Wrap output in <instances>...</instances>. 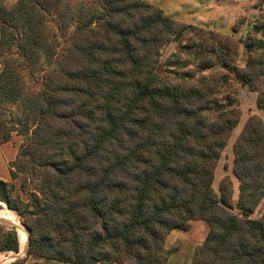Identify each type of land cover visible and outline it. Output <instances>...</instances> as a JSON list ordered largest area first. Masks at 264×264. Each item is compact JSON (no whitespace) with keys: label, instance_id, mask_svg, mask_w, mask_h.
I'll list each match as a JSON object with an SVG mask.
<instances>
[{"label":"trees","instance_id":"1","mask_svg":"<svg viewBox=\"0 0 264 264\" xmlns=\"http://www.w3.org/2000/svg\"><path fill=\"white\" fill-rule=\"evenodd\" d=\"M54 13L63 42L52 38ZM248 29L240 32L244 26ZM184 23L144 0H0V144L23 137L0 203L29 231V256L71 264H166L167 234L203 220L190 264H264V119L248 116L231 175L214 172L241 110L236 84L264 111V21L228 32L193 25L197 70L156 72ZM247 50L236 64L239 45ZM15 51V58L6 56ZM220 64L213 74L202 71ZM39 73L37 90L22 70ZM199 73V74H198ZM263 208L257 217L256 209ZM15 226L0 254L18 253ZM41 264V263H38Z\"/></svg>","mask_w":264,"mask_h":264},{"label":"rangeland","instance_id":"2","mask_svg":"<svg viewBox=\"0 0 264 264\" xmlns=\"http://www.w3.org/2000/svg\"><path fill=\"white\" fill-rule=\"evenodd\" d=\"M66 1L69 2L72 7H75L79 3L87 2L91 0H66ZM144 1L152 3L158 6L159 8H161L167 17L173 20L179 21V22H183L185 24L184 25L185 29L182 35L178 37H174L173 39L169 40L162 47L160 51L159 64L156 70V72L160 75L166 74V73H171V74L179 73L180 75H182L183 72H186L188 70H197V59H196L195 49L184 45L185 37L191 33V29L189 28L190 24L208 25L210 28H213L216 31L228 32L231 26L236 25L237 22L241 20L246 21L247 25L254 23V22H259L262 19L264 21V0L244 1L241 8L233 6L232 4L233 2H229L230 0L228 1L214 0V2L216 1L218 3V7H216L217 9H215L214 12L217 14V16H220L221 18L226 19L227 23L225 24L224 23L216 24L212 22L198 23L196 21L195 15H191L188 12V10L191 11V9H195L196 13H203L202 12V7H203L202 0H187V1L185 0L184 1L183 0H144ZM2 2L7 8L12 7V6L10 7L8 6L10 4L9 0H2ZM186 20H190V22H187ZM47 22L49 26L50 36L52 38L58 39L59 42L62 43L63 38L61 37V35L64 34V31L60 32V30L58 29V18L56 17V15L52 13L48 17ZM228 24H232V25L227 26ZM245 25L246 24H244V26L240 29L241 33L242 32L245 33V31L248 29V27H246ZM263 32H264V29H263ZM261 38L264 44V36H262ZM246 55H247V50L245 46L243 44H240L239 45V55L236 59V64L238 66L244 65ZM6 56L15 58V51L14 50L9 51L6 54ZM219 70H222V67L220 66V64H216L215 66L205 69L202 72L205 74H213ZM22 71H23L22 72L23 78H24L27 88H29L30 90H37L39 87V73L37 71H33V73H31L30 71L26 69H23ZM236 87L238 89V95L236 97V100L241 110V116H240L238 124L236 125V127L233 129L231 133V136L227 142V145L225 146L220 156L219 162L215 168L214 180H213V187L217 190L220 179L224 175H227V174L230 175L234 182V197H236V194H237V182L235 178L231 175V167H232V159H233L232 144L249 115H251L252 113H256L261 118L264 119V111L258 110L255 106L256 92H252L247 87H242L237 84H236ZM13 134H16V133H13ZM13 140H16L15 137H13ZM8 170H9V166H8ZM7 182L12 184L13 186V189H14L13 196L19 195L20 198L25 202L26 198L20 192V189H19L20 180L9 178V181ZM262 208L263 206L260 205L252 216L257 217L259 213L261 212ZM4 209L10 210L7 208L6 204L2 202L0 203V210H4ZM11 212L17 219V222L21 223L18 215L14 211H11ZM6 221H7L6 223H0V228H2L3 230H6L9 224L12 223L9 220H6ZM23 227L26 228L24 225ZM27 230L28 229L26 228L25 232H27ZM16 231H17V228H16ZM21 244H20L18 253L6 252V253L0 254V264H11L17 258H20V259L23 258V256H25V251H24L25 242L23 243L21 242ZM13 256H17V257L13 260L9 258Z\"/></svg>","mask_w":264,"mask_h":264},{"label":"crops","instance_id":"3","mask_svg":"<svg viewBox=\"0 0 264 264\" xmlns=\"http://www.w3.org/2000/svg\"><path fill=\"white\" fill-rule=\"evenodd\" d=\"M10 4L13 6L16 0H9ZM184 1V0H183ZM187 1V0H185ZM228 1V0H226ZM244 1L248 0H230L233 2V6L242 7ZM203 13H196L195 9L188 10L191 15H195L196 21L198 23H216V24H225L227 23L226 19L217 16L214 12L218 3L214 0H202ZM190 22V20H186ZM234 22V21H233ZM183 23V22H182ZM232 24H228L230 26ZM1 67V65H0ZM253 92V91H252ZM15 137L16 140H13ZM23 137L17 134H11L10 140L6 143L0 144V180L9 181L10 174L8 170L9 163L14 161L17 150ZM208 232V225L203 220H193L190 222V226L187 230L174 229L171 230L164 240V247L169 251V256L166 264H190L194 249L196 246L202 243L206 234ZM11 259V258H10ZM13 260V259H12ZM71 264L65 263L56 260H49L35 256H29L23 264Z\"/></svg>","mask_w":264,"mask_h":264},{"label":"bare ground","instance_id":"4","mask_svg":"<svg viewBox=\"0 0 264 264\" xmlns=\"http://www.w3.org/2000/svg\"><path fill=\"white\" fill-rule=\"evenodd\" d=\"M6 208V207H5ZM14 213V212H13ZM0 218L9 220L10 222H12L13 224H15L17 226V231H18V235H19V240L23 243L26 242V232L25 229L23 227V225L19 222H17V219L15 218V216L12 214V212L10 210H0ZM20 242V244H21ZM22 245V244H21Z\"/></svg>","mask_w":264,"mask_h":264},{"label":"water","instance_id":"5","mask_svg":"<svg viewBox=\"0 0 264 264\" xmlns=\"http://www.w3.org/2000/svg\"><path fill=\"white\" fill-rule=\"evenodd\" d=\"M6 222H7V221H6L5 219L0 218V223H6ZM9 225H11V226H15V228H17L16 225L13 224V223H10ZM28 235H29V231L27 230V232H26V236H27V238H26V242H25V246H24V251H25V253H26L27 248H28V245H29V237H28ZM16 257H17V256H13V257H9V258H11V259H15Z\"/></svg>","mask_w":264,"mask_h":264}]
</instances>
